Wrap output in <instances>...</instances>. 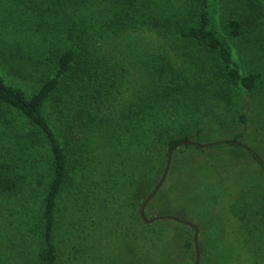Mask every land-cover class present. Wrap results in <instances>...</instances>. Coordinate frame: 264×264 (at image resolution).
Segmentation results:
<instances>
[{
	"label": "trees",
	"instance_id": "1",
	"mask_svg": "<svg viewBox=\"0 0 264 264\" xmlns=\"http://www.w3.org/2000/svg\"><path fill=\"white\" fill-rule=\"evenodd\" d=\"M261 59L264 0H0V203L31 242L15 264H59L60 213L113 173V154L144 138L169 161L189 140L174 135L182 116L197 126L257 93ZM130 73L145 86L124 93Z\"/></svg>",
	"mask_w": 264,
	"mask_h": 264
},
{
	"label": "rangeland",
	"instance_id": "2",
	"mask_svg": "<svg viewBox=\"0 0 264 264\" xmlns=\"http://www.w3.org/2000/svg\"><path fill=\"white\" fill-rule=\"evenodd\" d=\"M262 71L257 93L239 91L237 102L223 110L215 108V116L198 114L204 120L197 126H190L183 115L174 135L186 134L189 140L182 141L169 161L164 144L144 138L141 144H127L123 157L114 153L113 173H95L99 182L93 193L84 190L73 208L61 206L54 236L59 264H180V257L185 259L183 264H192L189 248L192 256L196 252L198 264H264V225L258 222L253 230V222L240 224L232 215L237 200L252 198L251 185L264 189V174L258 169L264 167L247 150L264 161ZM15 74L10 72L7 80L33 88L28 79ZM129 77L124 93L143 89V73ZM148 124L141 125L140 135L147 132ZM235 135L244 148L224 142ZM144 204V216L154 217L151 226L140 219ZM174 213L183 215L185 221ZM18 221L8 205L0 203V264L23 259L24 245L31 244L24 231L15 230ZM186 221L200 228L195 252V232Z\"/></svg>",
	"mask_w": 264,
	"mask_h": 264
},
{
	"label": "crops",
	"instance_id": "3",
	"mask_svg": "<svg viewBox=\"0 0 264 264\" xmlns=\"http://www.w3.org/2000/svg\"><path fill=\"white\" fill-rule=\"evenodd\" d=\"M234 154H237V153H234ZM234 154H233V157L235 159H237V156L234 155ZM258 169L264 174V169L261 170L259 167H258ZM251 187H252V194H251L252 198L250 199V201H247L246 199L243 201L244 198H242L241 202H239L237 200L240 197V195H239L237 197V199H236L237 202H235L236 200L234 201L236 205L238 204V208L232 212V215L236 218L237 221H239L240 224H242L243 222H250V223L253 222L251 224V228L253 230H255V226H256V224L258 222H260V223H262L264 225V189L263 188L259 189L258 188V187H260L259 185L257 187H255L254 185H251ZM146 205L147 204L142 205L143 206V211H144V207ZM245 213L249 214L250 217L247 218ZM174 214L178 215V216H176L177 219L185 221L183 215L178 214V213H174ZM157 218H160V217L158 216ZM140 219H142L144 223H149L150 226L153 223V220L151 218H147L146 216H144V214L143 215L140 214ZM186 223H187V226L188 225L192 226V228L194 229V232H195V234L193 235L194 236V244H195L194 245V252H195V249L198 248L197 247V239L200 237V228H198L194 224V222L186 221ZM188 228H189V231H190V229H192L190 227H188ZM193 229H192V231H193ZM189 231H187V232L189 233ZM187 236H190V235H187ZM129 250L130 249L128 248L127 249V254L129 253ZM187 250H188L187 253H190L189 254V258H191L192 264H198L197 261H196V252L192 256L190 248L187 249ZM175 257L177 258L178 255L177 256L175 255ZM184 261H185L184 257L183 258H181V257L179 258L180 264H183Z\"/></svg>",
	"mask_w": 264,
	"mask_h": 264
},
{
	"label": "water",
	"instance_id": "4",
	"mask_svg": "<svg viewBox=\"0 0 264 264\" xmlns=\"http://www.w3.org/2000/svg\"><path fill=\"white\" fill-rule=\"evenodd\" d=\"M154 190H155V189H153V191H154ZM153 191H152V192H153ZM141 214L143 215V210H141Z\"/></svg>",
	"mask_w": 264,
	"mask_h": 264
}]
</instances>
